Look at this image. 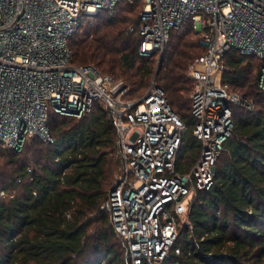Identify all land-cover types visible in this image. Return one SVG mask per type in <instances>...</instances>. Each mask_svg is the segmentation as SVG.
<instances>
[{
	"label": "trees",
	"instance_id": "1",
	"mask_svg": "<svg viewBox=\"0 0 264 264\" xmlns=\"http://www.w3.org/2000/svg\"><path fill=\"white\" fill-rule=\"evenodd\" d=\"M140 10L138 2L118 3L111 10L83 15L67 40L72 64L125 78L128 99H133L129 92L137 94L148 85L158 63L156 53L138 54ZM201 53L198 33L188 19L170 31L155 78L187 127L181 171L189 170L199 154L191 132L187 96L193 82L187 72ZM226 63L231 72L223 81L249 108L232 107L233 127L215 164L212 185L196 193L188 225L180 230L164 264H264L260 62L232 51ZM47 123L51 143L27 139L22 152L8 151L7 156L0 144V190L5 193L0 198V264H131L106 208L119 172L116 131L108 111L95 106L79 119L50 112Z\"/></svg>",
	"mask_w": 264,
	"mask_h": 264
},
{
	"label": "built area",
	"instance_id": "2",
	"mask_svg": "<svg viewBox=\"0 0 264 264\" xmlns=\"http://www.w3.org/2000/svg\"><path fill=\"white\" fill-rule=\"evenodd\" d=\"M134 2L141 6L140 56L163 54L170 31L188 19L199 36L202 53L187 73L199 154L187 171L179 169L187 127L160 87L152 84L142 97L128 99L122 80L70 62L67 40L83 15ZM232 51L259 60L257 87L264 92V0H0V144L19 149L31 138L51 143L50 112L79 119L95 106L108 111L119 159L106 205L109 220L131 264H164L188 225L196 193L212 185L233 127L232 107L249 108L223 81Z\"/></svg>",
	"mask_w": 264,
	"mask_h": 264
},
{
	"label": "rangeland",
	"instance_id": "3",
	"mask_svg": "<svg viewBox=\"0 0 264 264\" xmlns=\"http://www.w3.org/2000/svg\"><path fill=\"white\" fill-rule=\"evenodd\" d=\"M158 59H159V56H157V58H156V60H157V62H158ZM188 73V72H187ZM156 74L157 73H154V75H153V79H150V82L148 83V85L143 89V90H141V91H139L137 94H133V95H131L130 94V92H129V98H133V99H138V98H140V97H142L144 94H146L147 93V91L150 89V87L152 86V84H156L155 83V78H156ZM117 77V76H116ZM117 78H119V79H121L125 84H127V82L125 81V78H122V77H117ZM157 85V84H156ZM127 86L129 87V85L127 84ZM129 91H130V87H129ZM191 95V94H190ZM190 95H188L187 96V99H188V101H189V104H190ZM189 106V105H188ZM188 114H189V112H188ZM25 145H27V144H22V146H21V148H19V149H8V148H4V147H2L1 148V150H2V153L5 155V156H7L9 153H7L8 151H15L16 153H20V152H22V150L24 149V146ZM1 154V153H0ZM27 161L29 162V164L31 165V159H32V157H31V154L30 155H27ZM3 166V158L2 157H0V168ZM116 178H117V175H116V177L114 176V178H113V181H115L116 180Z\"/></svg>",
	"mask_w": 264,
	"mask_h": 264
},
{
	"label": "water",
	"instance_id": "4",
	"mask_svg": "<svg viewBox=\"0 0 264 264\" xmlns=\"http://www.w3.org/2000/svg\"><path fill=\"white\" fill-rule=\"evenodd\" d=\"M161 60H162V54L159 56V59H158V63H157V67H156V71L155 73H157L160 69V66H161Z\"/></svg>",
	"mask_w": 264,
	"mask_h": 264
}]
</instances>
